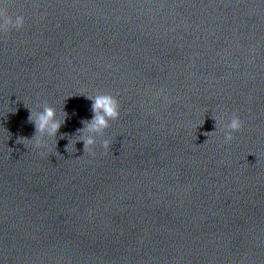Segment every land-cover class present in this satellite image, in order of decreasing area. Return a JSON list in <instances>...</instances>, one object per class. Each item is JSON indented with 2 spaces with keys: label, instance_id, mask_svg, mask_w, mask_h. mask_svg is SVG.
I'll return each mask as SVG.
<instances>
[{
  "label": "water",
  "instance_id": "1",
  "mask_svg": "<svg viewBox=\"0 0 264 264\" xmlns=\"http://www.w3.org/2000/svg\"><path fill=\"white\" fill-rule=\"evenodd\" d=\"M0 11L24 17L0 30V264H264V0ZM99 94L120 116L84 150Z\"/></svg>",
  "mask_w": 264,
  "mask_h": 264
},
{
  "label": "clouds",
  "instance_id": "2",
  "mask_svg": "<svg viewBox=\"0 0 264 264\" xmlns=\"http://www.w3.org/2000/svg\"><path fill=\"white\" fill-rule=\"evenodd\" d=\"M0 30H8L10 27L21 28L24 25V17L16 16L15 20L11 17H4L3 12L0 11ZM92 100V112L93 116L91 120L83 122V127L78 130V135L74 140V146L77 141H83L84 150L90 149L95 144V136L103 133L105 129L109 127L110 120H116L120 116V105L118 100L109 94H99L87 96ZM67 114L65 113V116ZM57 112L53 107L44 106L43 111L34 112L30 110L28 121L34 124L35 135L30 139L34 140L37 146L42 144V138L57 137V133L62 126L63 121L57 119ZM218 121L222 120V116H213ZM241 128V120L238 116L233 115L230 123L224 126L225 135L224 142L229 143L232 141V133L239 131ZM60 138H63L61 136ZM69 145V144H68ZM66 146V150L68 148ZM103 147L105 150L110 148V142L108 140L103 141Z\"/></svg>",
  "mask_w": 264,
  "mask_h": 264
}]
</instances>
